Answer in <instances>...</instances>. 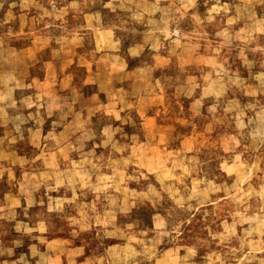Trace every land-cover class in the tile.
Instances as JSON below:
<instances>
[{
  "label": "rangeland",
  "instance_id": "1",
  "mask_svg": "<svg viewBox=\"0 0 264 264\" xmlns=\"http://www.w3.org/2000/svg\"><path fill=\"white\" fill-rule=\"evenodd\" d=\"M11 117L0 264H264V0H0Z\"/></svg>",
  "mask_w": 264,
  "mask_h": 264
},
{
  "label": "crops",
  "instance_id": "2",
  "mask_svg": "<svg viewBox=\"0 0 264 264\" xmlns=\"http://www.w3.org/2000/svg\"><path fill=\"white\" fill-rule=\"evenodd\" d=\"M22 126V122L18 121L16 119V117H11L8 121H6L5 124V130L1 136V140H0V155L1 156H5V158H22L20 153H18L17 150L11 148L9 146V143H13V142H18L21 138H20V133H19V128L20 126ZM53 150H48L47 153H44V157L45 155H48L52 152ZM42 155L40 154V157ZM44 159V158H43ZM1 170L4 171H8L11 172L15 177L13 178L14 182H18L17 181V171H18V167L16 166V164H4L1 165L0 167ZM23 171V169L21 170ZM29 174V173H27ZM3 179V177L1 178ZM12 180V178H11ZM21 180V179H18ZM38 183H39V179H38ZM4 185V184H3ZM15 186V185H14ZM41 187V184H40ZM40 192L39 188L36 189L35 191H32L29 193V195L26 197L20 193H18L16 190H11V188L9 189V191H1L0 194L1 196H3L2 198L5 200V203L8 202H14L16 204V207H21L22 204H24V201L30 200L32 201V199H36V196L38 193ZM4 209H8V208H4ZM7 211V210H6ZM3 212L0 213V218L2 219H6L9 220L10 218V214L11 212ZM17 212V210H16ZM55 240H51L49 245H54ZM51 248L49 246L46 247V249L43 251L44 253L47 252L48 250H50Z\"/></svg>",
  "mask_w": 264,
  "mask_h": 264
}]
</instances>
